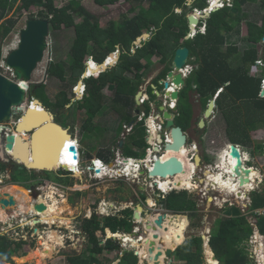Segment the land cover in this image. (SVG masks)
<instances>
[{
	"label": "trees",
	"instance_id": "obj_1",
	"mask_svg": "<svg viewBox=\"0 0 264 264\" xmlns=\"http://www.w3.org/2000/svg\"><path fill=\"white\" fill-rule=\"evenodd\" d=\"M83 1L67 0L65 4L57 7L53 0H0V61L1 46L15 28L17 16L22 11L28 13L32 7L39 9L36 14L28 13L26 21L45 18L49 21V31L59 29L61 26L73 31L68 51L69 58L67 61L51 59L46 70L50 77L61 82H65L67 77L79 80L85 70L84 62L87 57L91 56L98 66L110 53L116 51L117 46L119 47L117 63L96 77L83 79L84 94L74 102L70 101L74 94L68 95L64 88L57 92L54 101H50L45 95L43 83L31 84L29 95H35L34 97L45 108L51 110L55 121L63 128L69 126V122L75 124L77 111L83 110L79 133L84 135L93 133L94 129L97 131L101 128L94 120L100 114L105 116L108 109L113 111L117 118L112 129L115 138L113 144L117 149L119 136L123 130L122 125L136 121L134 97L153 64L152 57H158V62L163 64L162 69L151 81L155 86H160L158 88L160 90L162 86L158 82L164 79L170 70L174 52L180 46L188 48V64L195 67L179 91L177 110L172 112L176 126H180L183 132L191 129L192 106L189 102V92H195L202 109L207 107L210 100H215V111L224 121L227 142L235 145L249 143L250 133L255 129L264 128V97L259 96L261 80L264 78V57L258 56L256 47L261 43L264 51L262 43L264 0H231L230 5L224 4L212 11L204 20L203 33L197 30L188 39H185L189 31L187 15L193 9L206 8L207 0H192L190 4L188 0H124L130 4L131 9L137 7L139 9L131 18L122 15L119 21H114L110 32L102 27L97 17L83 5ZM91 1L96 7L110 6L118 2V0ZM144 2L146 7L142 6ZM210 2L213 7L220 1ZM251 4L257 5L258 13L254 17H250L244 8ZM10 11L16 12L17 16L7 17ZM76 17L81 20L77 22ZM243 22L246 24V37L244 39L242 37V40L247 48L240 52L230 40L232 34L240 33ZM201 24L200 22L198 26ZM142 33H149L150 37L142 41L140 46L134 47L133 42ZM259 60L261 77L257 78L249 74V69ZM109 62L112 63V60L109 59ZM105 88L112 92L110 98L104 94ZM152 91L148 85L150 99L155 98ZM148 113L146 103V114ZM146 147L148 144L145 127L143 122H137L133 125L132 131L124 137L120 147L121 154L127 158H143ZM255 149L264 153V144H258ZM96 155L107 162L114 156V150L98 149ZM205 159L208 160L206 157ZM57 177L52 181L63 186L71 185L66 178ZM15 181L17 180L13 177L11 182L16 183ZM23 185L26 186L24 183ZM250 199L249 211L264 206V182L259 190L250 193ZM157 204L162 205L163 209L171 214L187 216L191 229H198L203 225V214L200 213L194 193L173 190L160 195ZM133 213L132 208L127 207L108 216L93 212L90 218L81 220L80 229L87 239V246L79 254L68 256L67 264H103L99 256H102L104 251L114 250L117 252L116 264H138V258L133 251L122 249L117 239L105 237L107 230L111 234H130L134 230ZM255 218L257 230L263 237L264 215ZM98 231L102 235L101 239L96 235ZM252 234L253 229L246 216L238 212L224 214L216 217L211 223L208 244L219 264H252L246 250L247 241ZM23 243V240L15 242L5 234L0 235V263H12L11 257L19 254ZM172 257L184 264H204L201 235H190L175 248ZM105 261V264L110 262L107 259Z\"/></svg>",
	"mask_w": 264,
	"mask_h": 264
},
{
	"label": "rangeland",
	"instance_id": "obj_2",
	"mask_svg": "<svg viewBox=\"0 0 264 264\" xmlns=\"http://www.w3.org/2000/svg\"><path fill=\"white\" fill-rule=\"evenodd\" d=\"M55 6H61L66 3L67 0H53ZM83 5L92 12L97 19L100 21V24L102 27L107 31H112V23L114 21H119L122 15H125L126 18H131L134 16L137 11L138 7L131 9V6L129 3L124 2V0H118L117 3L110 6L105 7H96L94 3L91 0H84ZM191 3V2H190ZM143 7H146V2L143 3ZM245 10L248 12L250 17H254V15H257V5L251 4L246 7H244ZM39 8L32 7L28 13L36 14ZM193 12H198V9H193ZM28 13L25 11H22L18 16L16 15V12L10 11L7 14L8 16L16 17L17 16V24L13 31L10 33L8 38L3 42L1 46V54L2 59L1 61H4L5 56L16 47V43L19 37V31L21 28L24 27L26 19L28 17ZM192 13V12H191ZM190 14V13H188ZM198 14V13H197ZM199 15H196V17ZM258 17V16H257ZM198 18V17H197ZM206 19V18H205ZM203 19L201 22H204ZM2 20V19H1ZM81 18L76 17V21H80ZM199 23V22H198ZM203 26V25H202ZM198 27V26H197ZM196 27V29H197ZM201 27V26H200ZM200 29V28H199ZM232 38L230 42L234 43L238 48L240 52H243L245 48H247V45L242 40L246 37V24L243 22L240 27V33L232 34ZM73 39V31L72 29H65L63 26H61L59 29L56 30H50L49 35L47 37V43L49 46L48 51H45L44 58L40 63H38L36 69L32 72L31 75V84L36 83H43L45 85V95L48 97L50 101H54L55 96L57 92L61 89L67 90V94L70 95L71 93L74 94V87L78 85V80H75L74 78L67 77L65 82H61L56 78L50 77L47 74V66L51 59L53 60H65L67 61L69 58L68 51L70 48L71 41ZM257 50L261 53V57H264V51L261 48V44L256 45ZM153 64L148 69V73L152 74L154 76L155 73L159 72L163 64L158 62V57L154 56L152 57ZM113 62V61H112ZM259 65V64H258ZM190 67H193V64H189ZM91 69V67H90ZM95 69L98 70L96 67ZM0 73L5 76H10V72L5 68H0ZM148 74V75H149ZM158 74V73H157ZM250 75L253 77H261L260 71L258 67H252L250 70ZM131 76V75H128ZM156 76V75H155ZM154 76V77H155ZM143 89L146 90L145 85L142 84ZM160 88V86L158 87ZM80 86H78L75 91L79 92ZM104 94L110 98L112 96V92L110 90H107L106 88L103 90ZM35 96V95H34ZM34 96H31L35 98ZM75 100L80 99L81 97L74 96L70 101L72 102L73 99ZM151 99H153L151 97ZM189 102L192 103L193 106V129H189L186 134L189 136V142L185 145V148L187 150V156L190 155V158L194 156L195 152H193L194 148V142L191 141L190 138L195 139L197 142V154L200 156H205V154H208L211 161L216 160L217 158V164L223 162L221 158L222 149L227 147V140L225 138V135L223 133V121L222 118L219 116L217 111H215L214 114H211L212 116L207 119V125L208 130L207 133L203 136V138H200L198 136L194 137V121H198L200 117L203 115V110L200 107V103L198 102L197 96L195 95V92H189ZM29 105V103H28ZM151 108V107H150ZM83 110L77 111V117L75 124L68 123L69 126V134L73 136V140L76 142V149H77V141L79 144V153H80V161L78 168L84 169V173L82 175L76 174V173H69L63 169H59V173H53L50 172L46 174V176L50 180H56L58 178L57 174L65 173V178L68 184L71 183L68 190H64L63 192L60 189L55 190V199L58 201L57 206H62V214L64 217L67 218V221L64 225H55V227L52 228L58 235L64 234L65 237H69V239H66V241L62 242L61 244L55 243L53 241L52 245L54 246V250L52 255H50L48 258H45L43 260L39 259L36 253V250H42L44 248L43 243L47 241L48 244H51L47 240V236L49 235V232L51 231L49 227L44 226H34L31 227L30 223L28 221L33 220L34 215L29 213H22L19 211V205L16 207H9L5 208L2 211L4 212V220L3 222L0 221V234H5L9 238H19L18 236L23 235L25 236V241L21 249L19 250L18 255H13L11 257L12 263H0V264H67V258L68 256H71L73 254H79L82 250L84 251L87 246V239L85 238L84 234L82 235V231L80 229L81 220L90 218L92 213L97 211L99 212V202L105 201L106 202V210L110 214H116L120 210L125 209L127 207L132 208L134 211L136 206L138 204L143 206L144 212L141 214L142 219L133 220L134 223V230L138 232V236L130 237L127 235H120V234H114L115 237L119 238H125V242L123 243L119 242L122 249L127 251H133L134 253L138 252V255L142 258L144 254H146V249L149 247V239H153V237H150V232L145 229L146 221L149 219L150 221H153L154 218L158 216V213H169L166 210L163 209L162 205L156 204V199L158 198V193L153 192L148 187V180L146 176L140 175L139 178L133 179V174L131 176L115 179V180H107L108 178H104L100 182H95L91 180L90 174L85 169V166L90 163L92 157L97 152L98 149L108 151L113 149L114 150V156L111 157L110 161H107L106 163L108 165H112L115 161L116 152L117 150L115 145L113 144L114 133L112 129L115 126L116 122V114L112 111L105 112V116H102L101 114L98 115V117L94 120V123L97 124L99 127V130H95L93 133L90 134H82L79 133V126L81 124V117H83ZM150 112H152V109H150ZM17 119V115L13 116L12 120ZM105 121H108V123H105ZM135 121V120H134ZM133 121V122H134ZM150 121V120H149ZM206 121V120H205ZM136 124V123H135ZM123 131V130H122ZM251 142L239 145V149L241 151L247 152L246 157L247 160L245 161V165H251L253 166V169L257 172L256 178L257 180L254 182L255 188H260L262 183L264 182V153H260L255 147L258 144H264V128H258L255 129V132L252 131L251 133ZM92 135V137H91ZM27 138V136H26ZM120 138V136H119ZM201 141V143L199 142ZM120 142V141H119ZM148 144V142L146 141ZM118 147L119 143H118ZM190 152V153H189ZM164 153V152H163ZM217 155V156H216ZM221 155V156H220ZM244 155V154H243ZM145 156V154H144ZM245 156V155H244ZM189 157V156H188ZM216 157V158H215ZM245 157V158H246ZM189 158V159H190ZM249 159V160H248ZM119 167V166H118ZM252 168V167H250ZM211 170V169H210ZM57 171V172H58ZM36 172V173H35ZM205 172V171H204ZM204 172L201 170H195V172L192 175V181L195 184L194 188L186 187V190L188 192L194 193L196 198L198 199L197 192L200 190L199 185L195 183L196 178L208 180L207 176H205ZM206 173V172H205ZM210 173H216V170L211 171ZM33 174V175H32ZM43 176L42 173L38 171H31L28 172L26 170H19L18 174L15 176L16 183H19L23 185V183L29 187L28 181L31 177H34L35 175ZM209 176V175H208ZM79 178H82L83 184H79L80 180ZM77 184V185H75ZM174 185L177 186V182H173ZM206 184V183H205ZM17 185V184H14ZM74 185L76 188L81 189V191H73L71 188H74ZM24 186V185H23ZM25 186V187H26ZM47 186V183H46ZM215 186H218V190L220 193H213L212 196L216 195L219 199L223 196V192H226L222 188L219 187V185L215 184ZM10 187V186H9ZM14 192L18 194H22V192L16 190L15 188L10 187ZM180 188L177 186V189H173L176 191L182 190L178 189ZM199 188V189H198ZM46 189V188H45ZM185 189V188H184ZM183 189V190H184ZM248 189V188H247ZM79 192V193H78ZM227 193V192H226ZM142 194V197L141 195ZM35 195V194H34ZM38 195V194H37ZM27 197L30 199V205H31V197L27 195ZM39 197V196H38ZM37 197V199H38ZM54 199V198H53ZM45 199L39 200V203L46 204ZM146 200H150V204L146 202ZM217 202V201H215ZM199 203V209L200 213L203 214V225L201 228L198 229H191L189 225V220L184 215L179 214H167L163 221V226L167 227V231L165 232L164 227L162 230H159L157 228L156 231L160 233L158 234V238H161L160 241L157 242L156 248L157 250L163 251L164 257V249L166 247H171L172 245L170 243H165L167 235L172 236L171 228L174 230H179L182 233L183 238L181 241H176V244L172 245V249L176 246L182 243L183 240L190 237L192 234H198V235H204L206 237L207 231L213 222V220L216 217L223 216V214H232L233 212L241 214V211L238 207L235 205L231 206L232 208H236L235 210H232L231 207H226L225 210L220 211L218 207L215 206V204L211 201L204 204L201 201H198ZM234 203L240 204V201L235 200ZM156 204V205H154ZM244 205V204H243ZM240 205V206H243ZM218 206V205H217ZM220 206V205H219ZM32 209V208H31ZM29 209V210H31ZM105 211L101 210V213H104ZM147 212V214H145ZM6 214V215H5ZM1 216V214H0ZM14 216V217H13ZM145 219V220H144ZM1 220V219H0ZM24 225V226H23ZM33 228V229H32ZM35 229H37L35 231ZM49 231V232H48ZM58 231L60 233H58ZM18 233V236H17ZM31 233L35 234L34 237H31ZM98 238H102L101 233L98 231L96 233ZM170 236V237H171ZM107 237V233L105 235ZM108 238V237H107ZM136 238V240H140L136 243V245H133L131 241ZM259 240L256 238L251 239V241L247 242L246 250L250 256V261L252 264H264V236H258ZM117 239V240H118ZM171 240L172 237L170 238ZM123 240V239H122ZM127 241V242H126ZM103 242V240H102ZM101 242V244H103ZM206 240L203 242L204 245ZM257 242L261 243V247L259 248ZM56 244V246L54 244ZM147 243V244H146ZM208 244V243H207ZM59 245V246H57ZM206 257L203 254L204 257V264L207 263L206 260L210 259L212 254L208 252V248L205 251ZM34 255V256H33ZM138 255V264H148V259H141ZM147 255V254H146ZM173 252L171 254L170 258H167L162 262V264H168L171 260V264H184V263H178L172 258ZM259 256V257H258ZM147 257V256H146ZM100 259H102L103 264H105V260H109L112 263L107 264H116L118 262L117 259V252L114 250L112 252H106L104 251L102 253V256H99ZM216 264V261H214Z\"/></svg>",
	"mask_w": 264,
	"mask_h": 264
},
{
	"label": "water",
	"instance_id": "obj_3",
	"mask_svg": "<svg viewBox=\"0 0 264 264\" xmlns=\"http://www.w3.org/2000/svg\"><path fill=\"white\" fill-rule=\"evenodd\" d=\"M190 2H192V0H188V4H190ZM218 8V6H215L211 10L209 8L204 9L202 13L192 11V13L188 14L187 19L189 31L185 36V39L190 38L195 33L200 19L209 17L210 13ZM177 10L178 12L180 11V9ZM196 13H198L197 15H199V17L193 24L192 19L195 18L194 15ZM191 24H193V27H191ZM48 35L49 21L47 19H28L25 22L24 27L19 31L16 47L13 48L4 58V65L9 70L10 76L8 77L0 73V160L4 164H8L10 162L17 163L18 170H37L38 172L44 173V175L50 172L57 173L59 169L67 171V169L64 167H58L54 169L52 166L56 161L59 147L63 141L65 140V142L67 141L68 143V139L71 138V135L68 132L69 128H63L60 124L56 123L54 121V115L51 113V111L44 108L38 99L27 94V90L30 88L32 72L36 69L38 63H40L44 58L45 51H48L49 49L47 43ZM149 37V33H142L133 42L134 47L140 46L141 42L147 40ZM262 41H264V37H262ZM119 54L120 50L117 46L115 53H110L102 63L98 64L101 69L97 74L104 72L117 63ZM188 54L189 50L186 46H180L176 48L171 60L170 70L167 72L165 79H160L158 82L162 86V92H164L166 95L167 100L171 99L175 102L178 100L179 91L185 84V80L183 79L179 70L187 63ZM111 57L113 59L112 63L109 62V58ZM84 65L85 70L81 74L78 85H80L82 80L88 76L86 71L89 68L88 62H85ZM168 79L172 84L171 86ZM173 86L175 87L174 90L168 92L170 87ZM151 87L155 88L153 84H151ZM142 92L143 88H140L134 97V101L137 106L135 114L140 112L144 113L146 111V106L140 104L139 101ZM154 94L157 99L153 103L152 112L156 107H158V111L160 113L158 122H160L164 130L169 131L171 136V142L164 144L163 150L164 152H179L183 147H185L187 143V135L182 131L180 126L175 125L172 112L177 110L176 103L172 108H169L167 104H163L161 99L158 97L160 96V92L158 90ZM259 96H264V86L261 87ZM28 101H30L29 105H27ZM33 101L42 106L41 111L37 110L36 108H32L31 103ZM73 101H75V98ZM68 106L69 105H67V107ZM214 106L215 100L212 99L208 102L203 117L198 122L200 129L204 127L205 119L211 116ZM14 115L19 116V120L16 123L12 122ZM20 133L24 135L26 134L27 138L22 139V136L19 135ZM158 138L159 140L157 142L160 143L162 141L160 135H158ZM146 141L149 142L150 137H147ZM121 145L122 141L119 142V146ZM68 148L73 157L72 159L75 160L77 158L76 148L72 144H70ZM153 151L157 152L158 148L153 147ZM229 156L231 159L235 160L234 168L230 171L235 175V180H238V182L240 180L244 181V183L240 184L248 183L249 167L244 165L242 153L234 144L229 145ZM199 161L200 157L199 155H196L195 162L198 164ZM179 172H184V167L178 158L171 156L164 161H162L160 157L156 158L150 166V169L147 172L142 170L140 171V174L142 176H146L148 179L157 177L161 179H173L174 176ZM240 172H244V178L239 177ZM200 183H202V181H200ZM13 186L18 190L26 192L27 195L31 197V200L36 199L37 195H34L32 192L33 188H36L35 185H31L29 188H26L21 184ZM4 187H2V189ZM208 199L209 201L211 200V198ZM16 204L17 203L11 194L7 192H0V207L2 209L16 207ZM31 205H33L32 210L40 213L46 209V205L39 202ZM227 206L228 204L225 203L221 209ZM143 212V206L138 204L133 213V220L136 221L140 218L142 219L141 214ZM145 214H147V212ZM166 215V213L158 214V216L153 221L148 219L145 225L146 229L156 231L157 228L162 227ZM32 222L33 224H37L38 219L33 218ZM164 230H167V227L164 226ZM106 233L107 237H112L113 239L120 237H115L110 231H107ZM0 235L3 234L1 233ZM128 235L130 237L138 236V232L133 230ZM152 237L154 240H150L148 248L149 253L154 252L153 246H156L155 239L158 238V234H153ZM201 238L204 241L206 239L204 235H201ZM160 240L161 238L158 239V241ZM118 241L123 243L121 238H119ZM204 247H206V245H204ZM175 248L176 246L173 249H164V257H162L163 251L157 250L153 257H149L153 260V262L148 264H159L160 257H162L163 261L167 258H170ZM210 253L212 254L214 260H216L213 253ZM134 254L138 255V252ZM168 264H171V260ZM217 264H219L218 261Z\"/></svg>",
	"mask_w": 264,
	"mask_h": 264
},
{
	"label": "built area",
	"instance_id": "obj_4",
	"mask_svg": "<svg viewBox=\"0 0 264 264\" xmlns=\"http://www.w3.org/2000/svg\"><path fill=\"white\" fill-rule=\"evenodd\" d=\"M210 1L211 0H207V6H208L207 8H209L210 10L212 8H214L215 6H218L219 8H221L224 4L230 5V2H231V0H219L220 1L219 4H216L215 6L212 7ZM202 11L203 10H198L199 13H202ZM202 20L203 19H200L199 23ZM201 23H202L201 24V27L198 26L197 29H196V31L198 30L201 33H203L204 32V22H201ZM88 63H89V61H88ZM256 63H257L256 64V66H257L258 64L261 63V61L259 60ZM0 67L7 69V67L4 65V62L3 61L0 62ZM192 69H193V67H190L189 64L186 63L179 70V72L181 73V75H182V77H183L184 80L191 73ZM94 76H96V75H94ZM261 82H262V84H261V87H262V86H264V78L262 79ZM169 84H170V86L172 85L171 82H170V80H169ZM78 86H80V89H79V92H76L75 89ZM174 88H175L174 86L173 87H170L171 91H173ZM84 91H85L84 84H80V85H77L76 87H74V92L76 93V95L78 97H82L83 94H84ZM156 91H157L156 88H153V91L152 92L153 93H156ZM160 94L162 95V98H163V104L166 103L169 108H172L173 105H175L176 102L174 100H171L169 98H168L169 100H166L167 97L164 94V92H161ZM147 100H148V94H147L146 90L143 89L142 95L139 98L140 104H145ZM27 105H28V103H27ZM153 117L154 116H152V115L146 116L145 113H139V114H137L136 115V121H134L132 123H124L122 125L123 131L120 134V136L122 138H124L127 134H129L132 131L133 125L135 123H137V122H143V125L145 127V131H146V138L147 137H151V135L153 134L152 140L148 142V147H146V149H145V157L143 159L127 158V157H124L119 150H116L115 151L116 152L115 161H114V163H112V165H108L104 160H102L100 158H94V159H92L90 161L89 164H87L85 166V169L90 174V177H91V180L92 181L100 182L104 178H108L107 180H115V179L127 177V175L124 174V171H125V168L127 167V164H125V162H128V161H132V163H130L129 166H130V169L132 170L133 179L139 178V176L141 175L140 174V171L144 170L145 172H147L150 169V166L152 165L153 161L156 158L162 156V154L164 152V150H163L164 144L171 142V136H170L169 131L164 130L163 127H162V125L160 124V122H158V120H157V118L159 116H156L154 118ZM149 119H151V122H149ZM18 120H19V116H17V119L12 120V122L13 123H16ZM158 135H160V138L162 140L160 143L157 142L159 140ZM153 147H157L158 148V151L157 152L156 151H153ZM194 148H196V146H194ZM76 150H77L76 151V153H77V159H76V161H77V166H79L80 165L79 164V161H80V153H79V146H78V144H77V149ZM246 160H247V158L244 157V159H243L244 165H245V161ZM219 166L220 165L217 164V163H215V164H209V166H207L206 173L211 172V171L214 172V170H216V173H217L219 170H221L219 168ZM245 166L250 168V166H248V165H245ZM97 169H99V170L96 171ZM80 170L83 171L84 169L80 168ZM71 173H73V172L71 171ZM205 176H206V174H205ZM227 176L229 177V174H226V176L223 175L224 178H226ZM5 177H7L6 173L1 172L0 173V184H2L1 182L4 181V178ZM158 180H164V179H161V178H158V177L157 178H152V179L148 180V186H150L152 188L153 192H157L159 196L160 195H165L168 192H170L173 189H175V188H171L172 185H170L169 186L170 188H168L167 192H165L163 190H160V183L158 182ZM256 180H257V178H254L253 179V184H254V182ZM202 181L204 182V185L203 184H200V182H199V184H197L200 187V190H198V192H197V195L200 197V201H203L204 199L210 197L211 198V202H213L214 204L222 205V204L227 203L228 206L235 205L236 204V203H234L235 200L240 201L241 202L240 205H243L244 204L243 206H239V208L241 210V213L247 217L248 222L253 227V234L251 235V237H250V239L248 241L250 242L251 239L256 238V237L259 240L258 236H261V235L258 234L257 229H256V225H255L256 224V218H255V216L264 215V206L262 208L255 209L254 211H249L248 210V206L250 205V198H249V195L248 194L251 191L256 190V188L254 187V185L252 184V187H250V189H247L246 186L239 187L238 188V192H234V193H226V192H223L224 193L223 196L220 197V199H219L216 195L215 196L214 195L212 196L213 193H216V194L217 193H220V194L222 193V192H219L218 186H215L214 184H212L211 183V180H210V183H207L206 180H204V179H202ZM235 182L237 184L239 183L238 180H236ZM81 183L83 184L82 181L79 182V184H81ZM3 184H2V186H0V192L2 190V187H4ZM13 185H11V186H13ZM75 185H77V184H75ZM75 185H74V188H71V189L73 191H81V189L76 188ZM36 189L39 191V194L37 195V197L38 196L39 197H38V199H37V197H36V199H32L31 200V204H34V203L39 202V198L45 199L44 200L45 203H51L52 200H53V198H55V194H56L55 190L60 189L63 192L64 190H68L69 187H66V186L63 187L62 185H59V184H56V183H49L48 182L47 183V186H46V184L40 185V186L36 187ZM15 201L17 203L16 206H18V201L17 200H15ZM215 201H217V202H215ZM31 206H33V205H31ZM246 206H247V208H246ZM106 208H107L106 207V202L105 201H100L99 202V212L95 211V213L98 214V215H102V216L111 215L109 212L105 211ZM101 210H103L105 212L104 213H101ZM34 212H35V214H33L32 212H30V213L34 215V218L38 219V223L37 224H31L30 225L31 227H34V226H37V225L38 226L39 225L40 226H44V227L47 226V227L50 228L51 231H54V230H52V228L55 227V225H57V224H55L54 222H51L50 224H48L46 222L40 221V216H39V213L40 212H37V211H34ZM1 222H3V221H1ZM36 230L37 229H35V231ZM58 233H60V232L58 231ZM17 236H18V233H17ZM34 236H35V234L31 233V237H34ZM59 236L62 238V242L66 241V239H69V237L68 238L65 237L64 234H61ZM18 237L19 238H15V239L12 238V240L15 241V242H17L19 240L25 241V239H26L25 236H23V235H20ZM205 240H206L205 244L207 245V243L209 241V229L207 231L206 239ZM50 243L52 244V242H50ZM54 245L56 246V244H54ZM57 246H59V245H57ZM216 263H217V261H216Z\"/></svg>",
	"mask_w": 264,
	"mask_h": 264
},
{
	"label": "bare ground",
	"instance_id": "obj_5",
	"mask_svg": "<svg viewBox=\"0 0 264 264\" xmlns=\"http://www.w3.org/2000/svg\"><path fill=\"white\" fill-rule=\"evenodd\" d=\"M196 15H197V13L194 15L196 19L195 18L192 19L193 24L197 20ZM193 24H191L192 25L191 27H193ZM90 63L92 64V62H90ZM168 92H171V89H169ZM31 106H32V108H36L39 111L42 110V107L39 106L34 101L31 103ZM149 120H150L149 122H151V119H149ZM19 135L22 136V139L26 138V136H27L26 134L24 135V134H21V133ZM152 138H153V134L150 137V141L152 140ZM71 139L72 138L68 139V143H67V141L65 142V140H64L63 143L61 144V146L59 147V150H58V153H57V157H56V161H55L54 165L52 166V168L55 169V168H58V167H64L67 170L73 169L74 173H76V174L79 173L80 174V172L77 170V168H76V166L74 164V160L72 159L73 158L72 155H69L68 152H67V149L69 147V143L71 142ZM171 156H174L175 158H178L180 160V162L182 163V166L184 167V172H182V173L179 172L178 174H176L174 176L173 179L165 178L164 180H158V182L160 183V190H163V191L167 192L168 188H170L169 187L170 185H172L171 188H175V189H177V186H179L180 188L183 187L182 189H184V188L186 189V187H187V189H188V187L194 188L195 184L193 182H191L192 181L191 179H192L193 171L195 170L196 167L194 166V164H192V162L190 161L189 157L187 156L186 148L183 147L179 152L165 151L160 158H161L162 161H164V160L170 158ZM242 157L244 159V157H246V155L243 156V154H242ZM221 158H222V161H223V162L219 163V165H220L219 168L221 170H219L217 173H214V174L210 173V172L206 173V176L209 178V179L207 178L208 180H206V182L210 183V180H211L212 184L219 185L220 188L225 190L227 193L238 192V188L239 187H243V186H246V188L250 189V187H252V184H253V179L256 178L257 172L254 169L249 168V170H248V178H249L248 182L250 181L249 182L250 184L249 183L240 184V183H244V181H242V180H240L239 183L237 184L235 182L236 180H234L235 179V175L230 172L234 168V161L235 160L231 159V157L229 156V145L222 152ZM130 163H132V161L125 162V164H127V167L125 168L124 174H126L127 176H130L132 174V170L130 169V166H129ZM239 169H240V167H239ZM97 170H99V169H97ZM226 174H229V177L227 176L226 178H224L223 175L226 176ZM239 177L240 178H244L245 177L244 172H240L239 173ZM174 181H176L178 183L177 186L173 184ZM10 187L15 188L14 186H10ZM10 187L9 186L4 187L1 190V192H7V193L11 194L12 196H14V199L18 201L19 211L20 212H22V213L32 212L33 214H35L34 210L31 209L32 206L30 205V199L27 197V193L22 191V190H18V191L22 192L23 195L22 194H18L16 192H14ZM180 188H178V189H180ZM15 189L17 190V188H15ZM57 202L58 201L54 198L51 203H46L45 204L46 205V209L42 213H39L40 221L46 222L48 224H50L51 222H54L55 224L60 225V226L65 224V222L67 221V218L63 216V214H62V211H63L62 210V206H57V204H58ZM29 209H31V210H29ZM2 210L3 209L0 207V214H1L0 219L4 220V212H3L4 210L3 211ZM150 216L151 215H149V219H150ZM28 223L33 224L32 220L28 221ZM163 227L164 226L160 227L159 230H162ZM145 229H146V227H145ZM167 230H165V232ZM152 231L153 230H150V229L148 230V232H150V237L151 238H152L153 234L161 235L160 233H158V231L157 232H152ZM170 232H172V236L171 235H167L166 241L170 240L172 242V244H176V241H181V239L183 238L182 233L179 230H174L173 228H171ZM170 236L172 237L173 240L170 239L171 238ZM122 239L125 242V238H122ZM158 239L159 238L155 239L156 244L158 242ZM47 240H48V242L53 241V242L59 243V244H61V242H62V238L55 231H50L49 232V235L47 236ZM150 240H154V239H149V241H147V243H150ZM131 243L133 245H136L137 241L133 239L131 241ZM257 244H258V246L260 248L261 247V243L257 242ZM43 245H44V248L42 250H36L37 256L41 260H43L45 258H48L50 255H52L53 250H54V246L52 244H48L47 241L44 242ZM153 247H154V250H153L154 252L153 253H149V250H148L149 247H148L146 249V251H147L146 254L147 255L145 254L147 257L145 256V257H142V258L140 257V258L143 259V260L144 259H148L149 260L148 263H150V262L152 263L153 260L150 259L149 257L150 256L153 257L154 254L157 251L156 246H153ZM169 248H171V247H169ZM207 248L208 247H206V249ZM162 256H163V253H162ZM159 261H160L159 264H162V262H163L162 257L159 258ZM206 261H207L206 264H214V258L213 257H211L210 259H208Z\"/></svg>",
	"mask_w": 264,
	"mask_h": 264
},
{
	"label": "flooded vegetation",
	"instance_id": "obj_6",
	"mask_svg": "<svg viewBox=\"0 0 264 264\" xmlns=\"http://www.w3.org/2000/svg\"><path fill=\"white\" fill-rule=\"evenodd\" d=\"M197 17H199V16H197ZM110 60H112L113 61V59H112V57L111 58H109ZM90 62H89V68L86 70L87 71V75L89 76L91 73L93 74V73H95V75L100 71V67L99 66H97V65H92V66H90ZM90 67H91V69H90ZM98 68V70L97 69H95V68ZM159 91H161V89L159 90ZM146 92H147V87H146ZM74 94H75V96H77L76 95V93L74 92ZM147 94H148V92H147ZM195 95L197 96V99H198V95L195 93ZM160 99H161V101L163 102V98H162V95L160 94V96H158ZM72 99V98H71ZM157 99V97L155 96V98H153L152 100L150 99V96H149V94H148V100L146 101V103L148 104V108H149V114L151 113L150 112V109H152V106H153V103H154V101ZM167 100V99H166ZM198 102H199V99H198ZM191 103V102H190ZM38 104V103H37ZM39 105V104H38ZM40 106V105H39ZM191 106H192V103H191ZM216 106V105H215ZM215 106H214V110H213V112H212V114H214V111H215ZM44 107V106H43ZM151 107V108H150ZM200 107H201V105H200ZM45 108V107H44ZM47 109V108H46ZM202 109V108H201ZM206 109V108H205ZM205 109H202L203 110V114H204V111H205ZM49 110V109H48ZM154 110V109H153ZM49 111H51V110H49ZM156 112V116H159L160 115V113H159V111H158V107H156L155 108V110H154V113ZM51 113H52V111H51ZM53 114V113H52ZM54 115V114H53ZM212 116V115H211ZM210 116V117H211ZM155 117V116H154ZM193 117H194V112H193V106H192V117H191V129H193V125H192V121H193ZM202 117H203V115H202ZM202 117H200L199 118V120L202 118ZM207 119L208 118H206L205 120V123H204V127L203 128H199V126H198V122H199V120L198 121H194V122H196V123H194V137H196V136H198V137H200V138H203V136L207 133V130H208V125H207ZM157 120H158V118H157ZM54 121H55V116H54ZM56 122V121H55ZM57 123V122H56ZM206 129V131L204 132V130ZM69 132V131H68ZM190 139H192V138H190ZM189 140V139H188ZM187 140V143L189 142ZM199 142H200V140H199ZM186 143V144H187ZM70 144H72L75 148H76V142L73 140V138L71 139V142L69 143V145ZM194 146H196V148H193V152H195V154H194V156L193 157H191L190 158V155L188 154V156H189V158H190V161L192 162V164H194V166L196 167L195 168V170L197 169V170H201L202 172H206L207 170V166H209V164H215V160H212L211 161V159H210V157H208L209 155L208 154H205V156H200L199 155V157H200V161H199V163L197 164L196 162H195V156L196 155H198L197 154V152H198V150H197V145L194 143L193 144ZM77 151V150H76ZM67 152H68V154L69 155H71V153L69 152V148L67 149ZM208 155V156H207ZM205 157L206 158H208V160H206L205 159ZM216 158V157H215ZM77 159V158H76ZM76 159L74 160V164H75V166H76V168H77V170L80 172V175H82L84 172L83 171H81L80 170V168H78V166H77V161H76ZM16 167H18V165H16L14 162H10V163H8V164H4V163H2L1 162V160H0V173L1 172H3V173H6V175L8 176V177H5L4 178V181L3 182H1L2 184L3 183H5V182H8V181H10L11 182V180H12V178L13 177H15L17 174H18V168H16ZM195 170L193 171V173L195 172ZM21 171V170H20ZM67 171H72L73 173H74V170L73 169H69V170H67ZM9 172V173H8ZM204 172V174H206ZM72 173V174H73ZM41 175H43V177L44 176H46V175H44V173H42ZM202 180V179H201ZM199 181H200V178H196V181H195V183L196 184H199ZM12 183V182H11ZM2 184H0V186H2ZM30 186L32 185L31 183H28ZM4 185V184H3ZM29 186V187H30ZM37 187V186H36ZM183 188V187H182ZM182 188H180V189H182ZM32 192H33V194H35V195H37V194H39V191L36 189V188H33V190H32ZM42 198H40L39 200H41ZM150 200H148V203L150 204L151 202H149ZM156 204H157V202H156ZM158 214H160V213H158ZM1 221H3V220H1ZM134 240H136V238H134ZM137 242H139L138 240H136ZM165 243H169V245H170V243L172 244V242L170 241V240H167V242H165ZM172 245H174V244H172ZM172 245H170L171 247H172ZM146 255L144 254V256L143 257H145Z\"/></svg>",
	"mask_w": 264,
	"mask_h": 264
},
{
	"label": "crops",
	"instance_id": "obj_7",
	"mask_svg": "<svg viewBox=\"0 0 264 264\" xmlns=\"http://www.w3.org/2000/svg\"><path fill=\"white\" fill-rule=\"evenodd\" d=\"M208 7V6H207ZM206 7V8H207ZM206 8H204V9H206ZM203 9V10H204ZM262 43L264 44V41H262ZM258 44H261V43H258ZM257 44V45H258ZM261 48H262V44H261ZM132 51H134V50H132ZM258 51V50H257ZM112 53H114V52H112ZM261 55V53L258 51V56H260ZM108 57V56H107ZM261 57V56H260ZM91 60V61H89V62H92V64H94L95 65V63L93 62V60H92V58H91V56L90 57H87V59L85 60V62H88L87 60ZM1 62V61H0ZM4 62V61H3ZM84 62V63H85ZM89 64V63H88ZM116 64V63H115ZM114 64V65H115ZM187 64H188V61H187ZM113 65V66H114ZM91 66V65H90ZM151 67V66H150ZM195 66L193 65V68H194ZM252 67H258V65L256 66L255 64H253V65H251V67H250V69H249V74H250V70H251V68ZM259 68V71L261 70L260 69V67H258ZM158 73V72H157ZM157 73H155L154 74V76L155 75H157ZM148 73V71H147V73H146V75H145V78H144V85L147 87L148 85L151 87V81H152V79L154 78V76H152V74L153 73H151V74H149ZM94 77H96V76H94ZM85 78H87V76L85 77ZM80 79V78H79ZM165 79V78H164ZM79 81V80H78ZM262 81V80H261ZM83 83V80H82V82H81V84ZM78 84V83H77ZM159 84V83H158ZM154 85V84H153ZM160 85V84H159ZM31 86V85H30ZM144 86V87H145ZM155 86V85H154ZM140 88H143V86L141 87L140 86ZM139 88V89H140ZM152 88V87H151ZM155 88H157V90H158V87L157 86H155ZM107 90H108V88H106ZM153 89V88H152ZM29 90V89H28ZM28 90H27V94L29 95V93H28ZM30 96V95H29ZM264 97V96H263ZM30 101H28V103H29ZM72 102H74V101H72ZM136 105V104H135ZM143 105H145L146 106V103L145 104H143ZM136 109H137V106H136ZM135 109V110H136ZM135 110H134V115L136 116L137 114H135ZM140 113H142V112H140ZM145 113V115L146 116H148V115H152V116H155L156 117V112L154 113V111L152 112V113H148V115L146 114V111L144 112ZM139 114V113H138ZM174 116V115H173ZM154 118V117H153ZM222 121H223V119H222ZM223 125H224V128H225V124H224V121H223ZM224 128H223V133H224ZM254 132H255V130H254ZM186 133V132H185ZM187 135V134H186ZM225 135V134H224ZM188 138H189V136H187ZM226 137V136H225ZM71 138H72V136H71ZM188 138H187V140H188ZM251 138H252V136H251ZM123 139L124 138H122L121 136H120V140L119 141H122V144H123ZM76 141H77V144H78V140L77 139H75ZM191 141L192 142H197L195 139H191ZM119 143V142H118ZM196 144V143H195ZM231 143H229V142H227V145H230ZM235 145V144H234ZM78 146H79V144H78ZM235 146H237L238 148H239V145H235ZM121 147V146H120ZM120 147H118L117 146V150H119L120 151ZM226 148V147H225ZM225 148H223L222 149V151H224L225 150ZM240 150V149H239ZM116 151V150H115ZM121 152V151H120ZM240 152L241 153H243L244 155H247V152L245 151H241L240 150ZM94 156H96V157H92V158H90L91 160L92 159H94V158H99L96 154L94 155ZM145 157V156H144ZM143 157V158H144ZM143 158H136V159H143ZM248 158V157H247ZM100 159H102V158H100ZM103 160V159H102ZM216 160H217V158H216ZM215 160V163H218L217 161ZM106 162V161H105ZM16 165H18L17 163H15ZM250 167H252V169H253V166H251V165H249ZM17 168V167H16ZM27 170V169H26ZM28 172H31V171H37V170H27ZM67 172H69V171H67ZM9 173V172H8ZM36 173V172H35ZM40 173V172H39ZM42 173V172H41ZM57 173H59V171L57 172ZM72 174V173H71ZM33 175V174H32ZM35 175V174H34ZM59 177H64L65 178V173H62V174H57ZM8 177V176H7ZM170 179V178H169ZM37 180H38V182H37ZM79 180H80V182L82 181V178H79ZM201 181V180H200ZM199 181V182H200ZM56 183V182H54V181H52V180H48L47 179V177H43V176H38V175H35L34 177H32V178H30V180L28 181V183H31L32 185H35V186H40V185H44V184H46V183ZM11 183V182H10ZM38 183V184H37ZM11 184H19V183H11ZM56 184H58V183H56ZM60 185V184H59ZM63 186V185H62ZM67 186V185H66ZM262 186V185H261ZM63 187H65V186H63ZM149 187V189H151L152 190V188L150 187V186H148ZM261 188V187H260ZM260 188H256V190H259ZM183 190V189H182ZM184 190H186V189H184ZM256 190H253V191H251V192H254V191H256ZM153 191V190H152ZM173 191V190H172ZM250 192V193H251ZM155 193V192H154ZM250 193L248 194L249 195V198H250ZM141 195V194H140ZM198 196V195H197ZM159 197V196H158ZM196 200H197V205H198V208H199V203H198V201H200V197L198 196V199L196 198ZM211 201V200H210ZM146 202H148L147 200H146ZM156 202H157V199H156ZM202 203H204V204H206V203H208L209 202V199L208 198H206V199H204L203 201H201ZM250 203H251V199H250ZM154 205H156V204H154ZM218 205V206H217ZM215 206L216 207H218V209L220 210V211H222L223 209H225V208H223V209H221V207L223 206V204L222 205H220L219 206V204H215ZM235 206L236 207H238L239 208V206H240V204H235ZM227 207H231V206H227ZM246 208H247V206H246ZM240 209V208H239ZM248 210H249V206H248ZM167 211V210H166ZM241 211V210H240ZM134 212V211H133ZM168 212V211H167ZM234 213V212H233ZM166 214H171L170 212L169 213H166ZM224 215V214H223ZM240 215H243L242 213L240 214ZM185 216V215H184ZM243 216H245V215H243ZM187 217V216H186ZM248 221V220H247ZM250 224V223H249ZM256 225V224H255ZM252 229H253V227H252ZM256 229H257V227H256ZM107 231H109V230H107ZM257 232H258V230H257ZM116 234H119V233H116ZM258 234H259V232H258ZM120 235H123V234H120ZM124 235H127V234H124ZM209 235H210V227H209ZM260 235V234H259ZM262 236V235H261ZM118 239V238H117ZM203 242H204V240H203ZM248 242V241H247ZM180 245V244H179ZM178 246V245H177ZM176 246V247H177ZM173 247V246H172ZM171 247V248H172ZM206 247H208V252H212V250H211V248L209 247V244H207L206 245ZM206 247H204V244H203V254L205 255V251H206ZM166 248H169V247H166ZM210 250V251H209ZM213 253V252H212ZM211 254V253H210ZM214 255V254H213ZM205 257H206V255H205ZM215 257V256H214ZM173 258V257H172ZM215 261V260H214ZM178 263H183V262H178ZM215 263V262H214ZM219 263V262H218ZM217 264V263H216Z\"/></svg>",
	"mask_w": 264,
	"mask_h": 264
},
{
	"label": "clouds",
	"instance_id": "obj_8",
	"mask_svg": "<svg viewBox=\"0 0 264 264\" xmlns=\"http://www.w3.org/2000/svg\"><path fill=\"white\" fill-rule=\"evenodd\" d=\"M198 24H199V23H198ZM90 76H94V75H89V76H87V78L90 77ZM96 76H98V74H97ZM84 79H85V78H84ZM82 84H83V83H82ZM261 84H262V82H261ZM76 86H77V85H76ZM156 90H157V88H156ZM158 91H159V90H158ZM159 92H160V93L162 92V87H161V91H159ZM172 114H173V113H172ZM69 173H71V171H69ZM200 184H203V185H204V182L202 181V183H200ZM11 185H13V184H11L10 181H8V182H5L3 186L6 187V186H11ZM208 198H210V197H208ZM223 205H224V204H223ZM3 235H4V234H3Z\"/></svg>",
	"mask_w": 264,
	"mask_h": 264
}]
</instances>
